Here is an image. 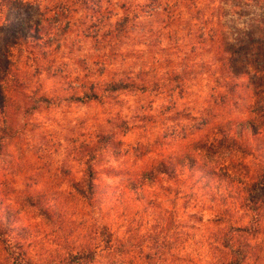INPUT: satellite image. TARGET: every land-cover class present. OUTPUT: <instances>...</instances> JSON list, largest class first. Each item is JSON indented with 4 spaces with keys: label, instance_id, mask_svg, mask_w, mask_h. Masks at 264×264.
<instances>
[{
    "label": "clouds",
    "instance_id": "9594fccd",
    "mask_svg": "<svg viewBox=\"0 0 264 264\" xmlns=\"http://www.w3.org/2000/svg\"><path fill=\"white\" fill-rule=\"evenodd\" d=\"M25 2L33 26L0 43V200L27 235L0 237V264H264V70L226 51L264 0Z\"/></svg>",
    "mask_w": 264,
    "mask_h": 264
},
{
    "label": "trees",
    "instance_id": "16d2710c",
    "mask_svg": "<svg viewBox=\"0 0 264 264\" xmlns=\"http://www.w3.org/2000/svg\"><path fill=\"white\" fill-rule=\"evenodd\" d=\"M14 4L20 5L23 10L24 8H28L25 10L27 18L20 16V18L14 22V24L10 26L3 25L1 26V31L4 34L2 40L0 43L7 44V43H13L16 41V39L26 36L30 30V28L33 26L32 19L33 16L30 11H34L35 9L32 7L30 3H26L25 0H11ZM229 1H235L238 0H223L225 3H229ZM89 0H85V3L88 4ZM98 0H91V3H97ZM23 14V13H21ZM24 15V14H23ZM260 29V28H259ZM264 33V30L261 31L259 36H247L244 35L241 40H238L236 44H240V47L237 49L235 47L234 50L231 52L228 50L229 47L226 48V51L229 52V63L232 68L233 74L235 76H240L243 74H246L245 71H242L238 68V63L241 62L243 65L244 62L253 65L257 71L264 70V34L261 35V33ZM249 67V66H248ZM4 71L6 73V65L4 66ZM254 77L258 80L259 87L258 92L260 91V95H264V77ZM3 77L0 76V79ZM264 97V96H263ZM262 97V98H263ZM264 99V98H263ZM6 104V97L3 92V88L0 87V107L4 109ZM260 109H257V111H264V104H261ZM257 133V130L255 128V125L253 124V134L255 135ZM192 168H195V163H192ZM199 171L200 175L198 179L202 182H204L205 186L211 185L214 181H220L224 177L213 170L208 169H197ZM248 210L259 212L262 208H264V173L258 176L257 180L249 187L248 189V202H247ZM14 232L12 229H8L5 227L0 226V237H3L4 235ZM104 233L102 232V235ZM227 246V244L225 245ZM18 247H20L18 245ZM24 256V253L21 252L20 256L17 257V260L19 261ZM94 259V252L88 251V252H81L78 253L75 256H70L69 258V264H90V262Z\"/></svg>",
    "mask_w": 264,
    "mask_h": 264
},
{
    "label": "rangeland",
    "instance_id": "374dc122",
    "mask_svg": "<svg viewBox=\"0 0 264 264\" xmlns=\"http://www.w3.org/2000/svg\"><path fill=\"white\" fill-rule=\"evenodd\" d=\"M247 2H248V0H238L237 2L229 1V3H225L222 0V3H224V4H234V5L235 4H244ZM251 2L253 4L260 5V0H251ZM5 8L7 9V11L3 15L2 22H0V41L2 40V38L4 36V34L1 31V26H3V25L10 26V25L14 24V22L17 21L21 15H22V17H25V18L28 17L24 13L25 10H27L28 8H24V10H23V8L20 5L14 4L11 0H0V10H3ZM30 12H31L32 16L34 17L35 12L34 11H30ZM21 13H23L24 15ZM225 14L227 15V13H225ZM247 14L248 13H246L244 11H241L238 13V15H247ZM32 21H33V19H32ZM263 30L264 29H259L257 27V28H254V29L248 31L245 35H247L249 37L250 36H259L260 35L259 33ZM262 34H264V33L262 32L261 35ZM263 38H264V36H263ZM239 40H241V39H239ZM227 47H229L228 50L231 52L232 50L235 49V47H237V49H238L240 47V44H230V45H227ZM248 66H249V64H247L245 62L243 65L241 64V62L238 63V68L241 69L242 71H245V73L248 72ZM248 87H250L252 89L254 95H256L257 97H260L261 99L264 98L263 97L264 95H260V91L258 92L259 83H258V80L254 77V75L250 76ZM260 102H261V100L258 99L256 110L261 108V105L259 104ZM3 111H4V109L0 107V113H2ZM256 130L258 132L257 128H256ZM29 203H31V200L29 201ZM0 226L8 228L10 230L12 229L20 237H24L27 235V229L22 224H20L18 214L15 213L10 207H6L2 200H0Z\"/></svg>",
    "mask_w": 264,
    "mask_h": 264
}]
</instances>
